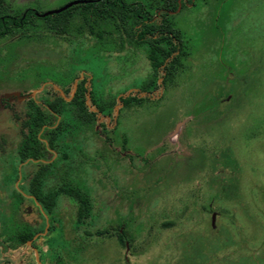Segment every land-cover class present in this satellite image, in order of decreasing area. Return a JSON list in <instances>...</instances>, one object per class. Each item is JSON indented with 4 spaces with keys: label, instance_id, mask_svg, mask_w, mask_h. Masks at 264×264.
Returning <instances> with one entry per match:
<instances>
[{
    "label": "rangeland",
    "instance_id": "1",
    "mask_svg": "<svg viewBox=\"0 0 264 264\" xmlns=\"http://www.w3.org/2000/svg\"><path fill=\"white\" fill-rule=\"evenodd\" d=\"M74 1L0 0V16ZM123 1L153 15L163 4ZM80 4L65 24L61 11L0 35V264H264V0L179 7L170 21L181 50L165 76L136 41L132 15L117 26ZM83 75L98 117L64 104L48 181L49 192L64 184L88 198L90 216L75 223L67 196L41 214L19 186L38 163L20 161L10 107L34 111L22 93L52 98L50 88L63 94ZM128 93L143 99L125 105ZM37 227L22 243L21 232Z\"/></svg>",
    "mask_w": 264,
    "mask_h": 264
},
{
    "label": "trees",
    "instance_id": "2",
    "mask_svg": "<svg viewBox=\"0 0 264 264\" xmlns=\"http://www.w3.org/2000/svg\"><path fill=\"white\" fill-rule=\"evenodd\" d=\"M192 1L162 0L163 4L158 9L159 11L156 15L144 10L143 5L140 3L129 4L123 0H89L80 5L89 8L95 17H111L114 19L113 21L117 19V26H120L119 24L126 20V16L132 15L136 19L134 30L136 41L149 46L147 57L151 67L157 73L162 68V76H165L172 73L174 62L177 60V54L180 52L182 44L178 33L172 27L170 15L183 4H190ZM74 7L75 5L72 8L69 7L63 10L67 14H63L64 17L61 23L65 24V19ZM119 11L120 14L118 15ZM42 16L41 14H36V11L32 9L25 10L18 17L2 15L0 16V35L3 36L7 33L11 24L22 27L32 17L45 19L49 15ZM82 16L86 22L90 20L85 12L82 13ZM94 19L89 21L88 24L91 33H94ZM91 22L93 25L90 24ZM157 86L155 84L154 88ZM62 92L63 94L58 89L52 87L46 91L52 98L43 97L42 95L40 96V101H36L31 96L22 99L29 106H34V111L28 110L24 111V113H19L15 106H9L20 126L19 133L22 137L18 150L20 161L38 163L36 170L31 175L23 176L19 182V186L39 203L43 214H52L57 206L58 198L61 195L67 196L77 206L75 223H79L84 216H90L91 205L89 200L77 188L64 186V184L57 187L56 190L49 192L48 181L53 174L50 170L52 162L50 157L53 152L56 153V139L59 137L61 128L63 127L62 116H64L65 103L69 102L73 105L75 115L81 119L93 120L97 119L98 116L88 103L90 100L95 104L88 75H83L80 78L77 77L72 84L62 87ZM142 99L143 97L132 93L119 96V100L125 105L131 101L140 102ZM99 109L104 112L103 109ZM111 110L112 107H109L106 110L107 113L105 112V116L112 117ZM53 221H51L50 226H53ZM73 228L76 230L75 224ZM36 231V228H31L27 232H21V242L26 243L28 240H31L35 236ZM97 234H100V232ZM118 239L122 243H125L126 237L120 232Z\"/></svg>",
    "mask_w": 264,
    "mask_h": 264
},
{
    "label": "water",
    "instance_id": "3",
    "mask_svg": "<svg viewBox=\"0 0 264 264\" xmlns=\"http://www.w3.org/2000/svg\"><path fill=\"white\" fill-rule=\"evenodd\" d=\"M87 1H89V0H78V1H74V2H71L69 4H66L65 6H62L61 8H58V9H55V10L46 12V13L41 14V15L45 16V15L52 14V13H58V12H61V11L65 10V9L69 8L72 5H75L77 3H86ZM32 94H33V92H31L29 95H26V96L28 97V96H31ZM21 97L23 98L24 96H21ZM27 242L30 243V240H28Z\"/></svg>",
    "mask_w": 264,
    "mask_h": 264
},
{
    "label": "flooded vegetation",
    "instance_id": "4",
    "mask_svg": "<svg viewBox=\"0 0 264 264\" xmlns=\"http://www.w3.org/2000/svg\"><path fill=\"white\" fill-rule=\"evenodd\" d=\"M80 77H81V76H80ZM80 77H79V78H80ZM30 93H31V92H30ZM30 93H26V92H24V93H22V94L20 95V97H21V96H24L23 98H22V97H21V98H22V99H25V98H27L26 95H29ZM34 201L39 205V203H38L35 199H34ZM40 212H41V214H42V211H41V210H40ZM36 229H37V231H36V234H35V235H37L38 232H39V228L37 227Z\"/></svg>",
    "mask_w": 264,
    "mask_h": 264
}]
</instances>
